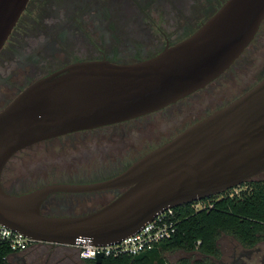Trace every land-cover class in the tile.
<instances>
[{
    "label": "water",
    "instance_id": "water-1",
    "mask_svg": "<svg viewBox=\"0 0 264 264\" xmlns=\"http://www.w3.org/2000/svg\"><path fill=\"white\" fill-rule=\"evenodd\" d=\"M30 0H0V50ZM264 21V0H227L198 30L134 63L70 64L23 90L0 112V223L35 243L115 245L159 214L240 187L264 172V78L248 92L94 185H51L14 196L2 187L22 149L76 131L158 112L203 89L241 56ZM126 189L81 216L43 214L57 192ZM103 254L96 263L101 264Z\"/></svg>",
    "mask_w": 264,
    "mask_h": 264
},
{
    "label": "flooded vegetation",
    "instance_id": "flooded-vegetation-1",
    "mask_svg": "<svg viewBox=\"0 0 264 264\" xmlns=\"http://www.w3.org/2000/svg\"><path fill=\"white\" fill-rule=\"evenodd\" d=\"M64 1L67 8L68 5H71L72 3V0ZM80 1V4H82V7L84 8L82 9V17L88 15L87 17L89 18V21L91 23L88 24V21H86V25L89 26L90 31L96 34V36L98 32L103 34L105 33L104 27L106 26V23L111 22L115 25L116 20H118L114 18V15H116V13L114 12V10L112 13L111 9L109 10V12L112 13V20L108 22L105 19L104 12H102L101 9L102 4H100V0ZM130 1L132 5H136L134 0ZM43 2L44 0H30L28 2L25 11L22 13L16 26L14 27L4 46L0 50V79H3V77L10 71V60L14 57L16 52L18 53V58H21V54L25 52V46L29 48L28 44L25 45L24 43L20 45V37L22 36V33H24V31L28 29L30 18L33 19L34 12L41 9V4ZM48 10L51 12V15L54 16L52 10ZM46 12L48 15L49 12ZM123 20H125V18ZM132 20L133 15L129 14V21L131 22ZM31 23H34V21H31ZM263 26L264 21L251 44L219 78L223 77L231 68L234 67L237 68V72H235V74L230 77V79L233 81L235 75L246 69L245 67L250 63V59L249 55L246 56L245 53L256 43L257 38L263 30ZM116 28L122 30L119 26H116ZM46 29L50 30V32H47ZM46 29L44 27V31L48 34V36H46L45 38L48 44L47 48L44 51L46 57L50 55V53L48 54V52L52 50L51 45L56 42L51 39L53 37L52 35L59 34V36H63V39L70 41L73 40L75 44L79 45H82V43L86 41L85 37L88 38V32H84L86 31L84 30L81 32L83 34V37L78 38L77 36L73 39L68 35V31L66 30L67 28L64 25H57V23L53 22H51ZM45 32L43 33L46 35ZM98 35L100 36L99 38H101V35ZM124 36H126V33H124ZM116 37V35L106 37V51L98 48L94 43L95 39L93 38L94 40L91 42V45L93 46L94 56L82 57L79 55V57H76L71 61H65L45 76L58 71L70 64L82 61L107 60L112 63L122 64L139 62L155 56L156 54L164 50L168 45L172 46L183 40L182 39L178 42H173L170 41L168 37H166L163 49H159L150 55L147 54L144 56H138L137 54L120 55V53H117L116 49L114 50V48L112 47ZM119 38L120 37H118V39ZM110 44H112V46H110ZM35 50V47L32 45L29 49V52H32L33 54ZM263 72L264 69L262 70V73ZM219 78H217L215 81H217ZM263 78L264 74L253 85L243 90L241 94H239L236 98L222 103L219 107L213 109L212 111L211 109L208 110L202 118L185 127V129H183L180 133H182L184 130L191 127L198 121L216 112L217 110H220L221 108L227 106L228 104L248 92L250 89H252ZM32 83H30L28 86H30ZM209 85H207L206 87H208ZM206 87L197 92L204 90ZM26 88H24L23 90H25ZM21 92H19L18 95ZM197 92L158 112L146 116H153L155 114L163 112L164 115H170L171 113H173L175 108L179 112H181V106L179 107V105H182L185 100H189V98ZM146 116L94 129L76 131L59 137L40 141L22 149L7 162L3 169L1 175V184L3 189L10 195L19 196L51 185L65 184L86 186L104 183L116 178L138 160L146 156L148 153L164 145L180 134L178 133L166 142H163L159 145L157 144L155 147H153L152 143L149 144L147 146L149 147L148 151H146V148H141L139 151H137L138 149H133V147L130 145L128 153L126 152L125 154H123L121 150H124L126 146L129 145V141L126 142V140H128L129 137L131 138L132 135L131 130L127 129L126 127H128L131 123L141 121V119ZM142 149L144 150L141 151ZM136 153H139L138 156L133 157ZM254 181L264 183V172L260 173L255 178L241 185L245 188L244 193L248 195L250 194V192L252 191L251 182ZM125 191L126 189H109L85 192H57L50 194L47 197V199L42 204L41 211L46 215L81 216L94 212L95 210H98L110 204ZM224 236L230 238L231 240V247L229 250H226L227 253H225V250L221 249V240ZM218 244L223 256L222 259H213L216 261V264H264V241L254 245L241 244L232 235L225 234L220 237ZM63 249L64 247L61 245L33 243L25 252L15 256V264H87L86 261H83L79 258L78 254L75 257L66 256L62 252ZM225 254L231 255H229L228 259H225Z\"/></svg>",
    "mask_w": 264,
    "mask_h": 264
},
{
    "label": "rangeland",
    "instance_id": "rangeland-1",
    "mask_svg": "<svg viewBox=\"0 0 264 264\" xmlns=\"http://www.w3.org/2000/svg\"><path fill=\"white\" fill-rule=\"evenodd\" d=\"M227 0H134L136 5H132L130 0H100L102 12L105 19L112 20L113 10L116 13L114 18L118 19L114 23H106L105 33L94 34L86 25L91 22L87 16L82 17V4L80 0H72L71 5L66 7L64 0H44L41 9L35 11L33 19L30 18L28 29L20 37V45L24 44L25 52L18 58V53L10 60V71L3 79H0V111L4 109L24 88L35 80L45 76L60 66L65 61H71L76 57L94 56L91 42L95 39L98 48L107 50L106 37L116 35V39L110 46L116 49L120 55L137 54L138 56L150 55L159 49H163L165 38L178 42L190 34L194 33L206 22ZM46 8V10H45ZM44 9V10H43ZM51 9L54 16L48 10ZM112 10L110 13L109 10ZM132 10V11H131ZM48 11V15L47 12ZM91 12V11H90ZM93 13V12H92ZM114 13V14H115ZM129 14L133 15V20L129 21ZM125 18V20H123ZM34 21V23H31ZM64 25L71 38L83 37L82 31L88 32V38L82 45L75 44L70 40L63 39V36L51 35V39L56 41L52 44L50 55L45 56L44 51L48 44L44 31L50 23ZM113 22V21H112ZM119 26L122 30L116 28ZM117 30V31H116ZM46 33V35L43 32ZM50 32V30H47ZM115 32V33H114ZM126 36H124V33ZM131 34V35H130ZM45 35V37H44ZM166 35V36H165ZM118 37H120L118 39ZM126 37V38H125ZM90 38V39H89ZM94 38V39H93ZM108 39V38H107ZM127 39V41H126ZM35 47V52H29L31 46ZM33 55V56H32ZM249 55L250 63L246 69L235 75L233 81L231 76L237 72V68H231L223 77L211 83L204 90L197 92L189 100H185L181 106V112L176 108L170 115L158 113L153 116H146L141 121L131 123L127 129L131 130L129 145L123 154L128 153L130 145L133 149L146 148L152 143L153 147L171 139L180 133L185 127L193 124L202 118L208 110L211 111L219 107L226 101L233 100L241 92L262 77L264 72V26L256 43L245 53ZM244 55V56H245ZM241 90V91H240ZM240 91V92H239ZM196 102V103H193ZM198 102V103H197ZM210 111V112H211ZM133 125V126H132ZM142 149L141 151H143ZM139 153L134 154L137 157ZM245 188L240 186L231 189V193L239 194ZM62 252L66 256H77L78 252L73 247L63 246ZM231 247L230 238L223 237L221 249L229 250ZM231 255V254H229ZM225 254V259L229 258ZM223 254L220 251L222 259ZM168 264H179L182 260H189L191 264L202 261L204 264H216L213 259L205 258L197 252L187 253L184 251L166 252L164 254Z\"/></svg>",
    "mask_w": 264,
    "mask_h": 264
},
{
    "label": "trees",
    "instance_id": "trees-1",
    "mask_svg": "<svg viewBox=\"0 0 264 264\" xmlns=\"http://www.w3.org/2000/svg\"><path fill=\"white\" fill-rule=\"evenodd\" d=\"M250 194L225 191L205 200L204 209L195 210L197 202L175 209L179 219L177 232L171 240L139 256L106 257L101 264H168L166 252H197L209 259L220 257L219 239L232 235L239 243L254 245L264 241V183L251 182ZM87 264H97L86 261ZM179 264H191L182 260ZM193 264H204L197 261Z\"/></svg>",
    "mask_w": 264,
    "mask_h": 264
},
{
    "label": "built area",
    "instance_id": "built-area-1",
    "mask_svg": "<svg viewBox=\"0 0 264 264\" xmlns=\"http://www.w3.org/2000/svg\"><path fill=\"white\" fill-rule=\"evenodd\" d=\"M207 206L211 205L198 201L195 210L204 209ZM175 209H168L159 214L138 233L121 240L115 245L94 246L89 240L82 239L77 244L69 247L75 248L79 258L83 261H96L99 254H103L104 258L142 255L174 237L179 221L175 215ZM33 243L35 242L20 232L0 223V264H15V256L25 252Z\"/></svg>",
    "mask_w": 264,
    "mask_h": 264
}]
</instances>
